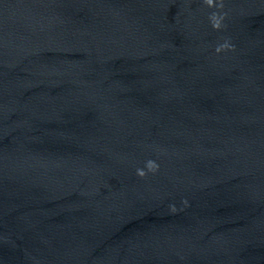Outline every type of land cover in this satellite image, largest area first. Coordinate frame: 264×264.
I'll return each instance as SVG.
<instances>
[{
	"label": "water",
	"instance_id": "95a60500",
	"mask_svg": "<svg viewBox=\"0 0 264 264\" xmlns=\"http://www.w3.org/2000/svg\"><path fill=\"white\" fill-rule=\"evenodd\" d=\"M0 264H264V0H0Z\"/></svg>",
	"mask_w": 264,
	"mask_h": 264
}]
</instances>
